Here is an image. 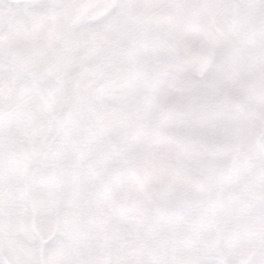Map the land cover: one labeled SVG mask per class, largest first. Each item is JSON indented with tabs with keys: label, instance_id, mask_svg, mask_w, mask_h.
<instances>
[{
	"label": "snow or ice",
	"instance_id": "6c2138e0",
	"mask_svg": "<svg viewBox=\"0 0 264 264\" xmlns=\"http://www.w3.org/2000/svg\"><path fill=\"white\" fill-rule=\"evenodd\" d=\"M0 264H264V0H0Z\"/></svg>",
	"mask_w": 264,
	"mask_h": 264
}]
</instances>
